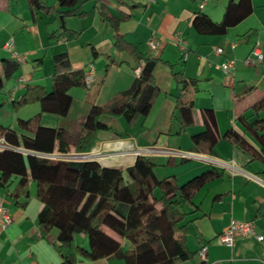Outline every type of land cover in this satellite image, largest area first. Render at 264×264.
Segmentation results:
<instances>
[{
    "label": "crops",
    "instance_id": "crops-1",
    "mask_svg": "<svg viewBox=\"0 0 264 264\" xmlns=\"http://www.w3.org/2000/svg\"><path fill=\"white\" fill-rule=\"evenodd\" d=\"M42 1L52 8L51 13L30 9L28 0H0V59L12 58L4 49L11 39L15 51L25 58L0 94L6 96L0 106L12 104L14 113L10 124L0 118V125L16 128L19 119L29 120L40 113L38 103L24 106L19 111L15 110L14 103L28 86H42L52 91L53 58L56 55L68 53L75 71L87 73L93 66L95 78L90 87L70 91L73 102L67 117L42 114L36 143L22 139L20 134L6 137L8 145L26 157L78 152L74 144L57 140L56 129L68 131L75 141L93 137L94 134L84 128L91 107L106 106L118 94L130 89L139 75L132 57L115 48L114 29L103 20L94 0H86L80 4L78 14L65 18L66 29L76 35L70 40L62 36L64 30L58 13L64 9L59 8L58 0ZM213 1L207 0L203 9L200 5L204 0L105 1L110 15L116 18L128 16L119 25L126 41L159 60L154 77L161 94L150 114L139 117L133 124L124 118L103 116L110 131L98 133L93 149L115 154L157 147L197 154L191 159L164 155L148 157L155 165L156 177L168 182L161 184L151 195L152 201L163 194H172L175 191L172 185L182 189L210 171L222 173L221 178L209 182L191 201H184L181 206L188 223L187 246L194 253L191 260L182 264H264V164L253 161L248 153L224 139L213 154L194 151L191 141L194 135L204 131L202 111L214 110L222 136L234 129L258 147L236 118L252 116V106L264 97V60L252 65L245 63L256 45H261L264 53V0H253V13L230 28L226 35L198 34L192 27L194 16L202 12L220 22L230 0ZM133 5L139 7L132 8ZM53 34L59 38L57 41L51 39ZM151 38L162 41V48L151 50L147 44ZM179 39L189 53L185 62L181 61ZM231 44L236 46L235 49ZM219 48L224 49L223 55L216 53ZM229 59L236 60V70L225 74L219 66ZM173 70L199 81V92L193 96L195 125L182 132L180 123L173 118L179 91ZM258 117L264 120V109ZM137 158L131 154L122 155L102 163L104 167L121 170L117 198L128 203L131 197L127 186L131 179L127 171ZM10 193L7 188L0 187V201L13 219L8 228L0 227V264H62L55 249L58 231L52 230L46 239L40 236L38 216L43 206L36 198L35 183L30 185V198H21L18 204ZM157 207L160 209L161 205ZM234 220L253 222L256 234L263 239L239 237L232 247L225 245L221 236ZM78 241L77 244L88 246L86 237L80 236ZM202 247H205V257L201 255ZM75 264L125 263L119 260L94 262L78 257Z\"/></svg>",
    "mask_w": 264,
    "mask_h": 264
},
{
    "label": "trees",
    "instance_id": "trees-1",
    "mask_svg": "<svg viewBox=\"0 0 264 264\" xmlns=\"http://www.w3.org/2000/svg\"><path fill=\"white\" fill-rule=\"evenodd\" d=\"M94 1L103 20L114 29L115 48L132 57L139 75L130 89L118 94L106 106L91 107L84 128L92 132L93 137L75 141L68 131L56 129L57 140L74 144L82 153L92 151L97 144L98 133L110 131L102 120L103 116L124 118L133 124L139 117L150 114L161 94L154 77L159 60L141 52L119 31L120 23L128 16L116 18L107 11L106 0ZM85 2L58 0L59 8L64 9L58 13L64 30L62 36L68 40L76 35L66 29L65 18L78 14L80 4ZM28 4L34 11L52 12V8L42 0H28ZM131 7L138 8L139 5ZM253 11V0H230L222 21L215 22L200 12L194 16L192 27L201 35L223 36ZM51 39L57 41L59 38L53 34ZM53 59L52 91L42 86H28L21 100L14 103L16 111L38 103L40 113L29 120L19 119L16 128L0 125V139L20 134L22 139L36 143L42 114L67 117L73 102L70 91L87 88L86 72L73 70L68 53L56 55ZM181 61H184L183 55ZM19 68L20 63L13 58L0 59V93ZM172 75L179 90L173 118L180 123L182 132L195 125L193 96L199 92V81L186 78L182 72L175 70ZM251 109L252 116L239 115L236 120L258 147L234 129L222 136L214 110H204V131L191 138L194 151L213 154L218 143L224 139L248 153L253 161L264 164V120L258 117L264 109V97ZM154 168L152 161L142 156L128 168L131 179L127 186L131 197L128 203L117 198L120 169L104 167L95 160L69 162L26 157L15 149H5L0 151V187L10 190L11 197L18 204L21 198H30V185L33 182L36 184V198L43 206L38 216L40 236L46 239L52 230L58 231L55 249L62 258V264H75L78 257L94 262L119 260L125 264H182L191 260L194 253L187 246L188 223L181 206L184 201H191L195 193L209 182L221 178L222 173L210 171L182 189L170 183L175 191L152 201L151 195L161 184L168 183L156 177ZM80 236L86 237L87 247L76 243Z\"/></svg>",
    "mask_w": 264,
    "mask_h": 264
},
{
    "label": "built area",
    "instance_id": "built-area-1",
    "mask_svg": "<svg viewBox=\"0 0 264 264\" xmlns=\"http://www.w3.org/2000/svg\"><path fill=\"white\" fill-rule=\"evenodd\" d=\"M207 0H204V2L200 5V8H204V4ZM150 2L154 3L155 0H150ZM180 43V49L182 51L183 60L184 62L188 58V50L186 48V45L179 39ZM148 47L151 50H159L162 48L163 43L160 40H156L155 38H151L148 41ZM235 45L231 44V48L235 49ZM4 49L11 55L13 59H15L20 64L25 62V58L21 55H19L15 51V43L14 40L11 39L9 42H7L4 46ZM216 53L218 55L224 54V49L219 48L216 50ZM264 60V53L263 48L261 45H256L252 51L251 57L247 58L245 63L247 65H252L254 62H262ZM219 68L225 73V74H231L234 73L236 70V60L229 59L227 62L223 63L219 66ZM95 78V70L93 66H90L87 73H86V85L87 87H90L91 84L94 82ZM24 82V80H21V83ZM18 100H21V97L18 98ZM5 149H15L8 145L6 138L0 139V151ZM17 150V149H15ZM134 155L136 157L142 156V157H150L152 155H164L169 158H181V159H191L196 158L197 154H194L189 151H183L179 149H170V148H157V147H147V148H138L135 150H124L117 152L115 154H106L100 152L98 149H93L91 152L82 153V152H75L71 154H63V155H55V154H48L45 155L44 158L51 159V160H62V161H69V162H80V161H90L95 160L99 163L105 164L109 158L115 157V156H122V155ZM13 223V219L10 215L9 209L4 205L3 201H0V227L3 229L8 228ZM239 237H256L259 240H262L263 237L256 234L255 225L251 221H240V220H234L232 221L230 227L222 234L221 239L223 243L227 246L232 247ZM201 255L205 257V251L203 250L201 252Z\"/></svg>",
    "mask_w": 264,
    "mask_h": 264
},
{
    "label": "rangeland",
    "instance_id": "rangeland-1",
    "mask_svg": "<svg viewBox=\"0 0 264 264\" xmlns=\"http://www.w3.org/2000/svg\"><path fill=\"white\" fill-rule=\"evenodd\" d=\"M214 2L215 1L212 0L211 3H214ZM4 98H6V96H0V103H2V99H4ZM7 99H9V97H7ZM12 111H13L12 110V104H10L9 106H0V118H2L4 120L5 124H10V121L12 120V116L14 114ZM10 136H12V135H10ZM29 190H30V188H29ZM77 241H78V238H77ZM77 241H76V243H77Z\"/></svg>",
    "mask_w": 264,
    "mask_h": 264
}]
</instances>
